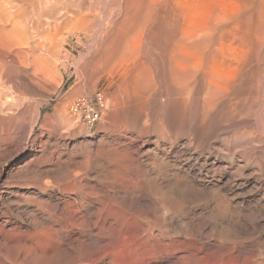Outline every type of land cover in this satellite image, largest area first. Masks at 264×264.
Instances as JSON below:
<instances>
[{
  "label": "rangeland",
  "instance_id": "374dc122",
  "mask_svg": "<svg viewBox=\"0 0 264 264\" xmlns=\"http://www.w3.org/2000/svg\"><path fill=\"white\" fill-rule=\"evenodd\" d=\"M0 1V264H264V0H43L38 34ZM98 91L89 130L70 107ZM209 146L246 169L193 164Z\"/></svg>",
  "mask_w": 264,
  "mask_h": 264
},
{
  "label": "bare ground",
  "instance_id": "6f19581e",
  "mask_svg": "<svg viewBox=\"0 0 264 264\" xmlns=\"http://www.w3.org/2000/svg\"><path fill=\"white\" fill-rule=\"evenodd\" d=\"M2 1H4V0H2ZM14 1L15 0H13V3H14ZM49 1V0H48ZM57 1H59V0H57ZM8 2V1H7ZM16 2H17V0H16ZM18 2H21V5H20V3L18 4L21 8H23L24 10H25V8H26V6L28 5L29 6V8L30 9H32V11L33 12H36V14H34L33 12V14L34 15H37V20H34L35 18H34V15H33V17L32 18H34L33 20H28L29 21V24L31 23L33 26H31V27H29L28 25V27H29V29L31 28H33V29H35V30H37V34H38V28H39V26H40V24L42 25L43 23H45V22H43V23H40V21L38 20L39 18H38V16H40L42 13V11H43V13H44V10H45V12H46V10L49 8V7H47V5H48V2H46V1H43V0H18ZM45 2L47 3L46 4V6L44 5L43 6V4H45ZM54 2L55 1H52L51 0V2L50 3H53L54 4ZM69 2V1H68ZM67 2V3H68ZM0 3H1V1H0ZM3 3V2H2ZM10 3H11V0H10ZM57 3V2H56ZM62 3V2H61ZM4 4L5 3H3L2 5L4 6ZM9 4V3H8ZM16 4V3H15ZM22 4H24V5H22ZM25 4H27L26 6H25ZM1 5V6H2ZM11 5H13L12 3H11ZM18 5H17V7H18ZM50 5V7H51V4H49ZM48 5V6H49ZM57 5V4H56ZM66 5V4H65ZM67 5H69V4H67ZM1 6H0V8H1ZM7 6V5H6ZM10 6V5H9ZM27 6V7H28ZM53 6V5H52ZM63 6V5H62ZM70 6V5H69ZM68 6V9L70 8ZM8 7V6H7ZM11 7H15V5H13V6H11ZM20 7H19V9H20ZM25 7V8H24ZM55 7V5L53 6V8L52 9H55L54 8ZM58 7V6H57ZM72 7V6H71ZM79 8H80V5L78 6ZM77 7V8H78ZM82 7V6H81ZM5 8V7H4ZM4 8H2V9H4ZM10 8V7H9ZM8 8V9H9ZM58 8H60L61 9V7L59 6ZM58 8H56V9H58ZM64 8V7H63ZM62 8V9H63ZM67 8V7H66ZM66 8H64L65 10H66ZM73 8V7H72ZM83 8H84V6H83ZM6 9L7 8H5V10H2V12H4V11H6ZM11 9V8H10ZM15 9H16V7H15ZM51 9V8H50ZM51 9V10H52ZM55 9V10H56ZM59 9V10H60ZM67 9V11L65 12V13H62V12H60V13H58L59 12V10H56V11H58V12H56V14L57 15H59V17H58V19H57V17H56V23H58L59 21H61V22H65V23H70L71 21H75V19L76 18H78L79 19V17H80V14H78V12H80V10L78 11H76L77 13H71V12H69V10L71 11V8L68 10ZM75 9V8H74ZM85 9V8H84ZM12 10H14V9H12ZM11 10V12L13 13V11ZM21 10V9H20ZM23 10V11H24ZM49 10V9H48ZM47 10V11H48ZM64 10V11H65ZM83 10V9H82ZM10 11V10H9ZM15 11V10H14ZM23 11H21V12H23ZM27 11V10H26ZM28 11H29V9H28ZM54 11V10H53ZM52 11V12H53ZM2 12H1V14H2ZM16 12H17V9H16ZM18 12H20V11H18ZM25 12V11H24ZM49 13H51V11H48ZM47 12V13H48ZM8 13V12H7ZM15 13V12H14ZM13 13V14H14ZM31 13V12H30ZM32 13L31 14H29L30 16L32 15ZM46 13V14H47ZM4 14V13H3ZM12 14V16H15V14L13 15ZM17 15H18V13H16ZM22 14H26V13H22ZM55 14V13H54ZM53 14V15H54ZM81 14H82V12H81ZM10 15V14H9ZM19 15H20V13H19ZM18 15V16H19ZM45 15V14H44ZM49 15V14H48ZM84 15V14H83ZM4 16V15H3ZM6 16H8V15H6ZM12 16H11V19L9 18V20H12V19H14V18H12ZM22 16V15H21ZM20 16V17H21ZM25 16H27V15H25ZM24 16V17H25ZM19 17V18H20ZM43 16H41V18H42ZM47 17V16H46ZM85 17V16H84ZM7 18V19H8ZM18 18V17H17ZM18 18V19H19ZM29 19L31 18V17H28ZM47 18H49V17H47ZM51 18V17H50ZM81 18H83V16H81ZM18 19H14L15 21L16 20H18ZM20 19H22V18H20ZM24 19H26V18H24ZM8 20V21H9ZM41 20V19H40ZM44 20V19H43ZM45 20H46V18H45ZM51 20V19H50ZM81 20V19H80ZM13 21V20H12ZM15 21H13V22H15ZM20 21V20H19ZM52 21H54V19H52ZM73 21V22H74ZM12 22V23H13ZM21 22H22V20H21ZM21 22H20V24H21ZM42 22V21H41ZM46 22H49L48 20H46ZM9 23V22H8ZM12 23H11V26H12ZM28 24V22L27 21H24V24ZM52 23V22H51ZM51 23L50 24H48V26L49 25H51ZM55 23V24H56ZM4 24H6V23H4ZM15 24H18L17 22L15 23ZM24 24H21V25H23L24 26ZM53 24V23H52ZM54 24V25H55ZM60 24V23H59ZM59 24H56L57 26L59 25ZM7 25V24H6ZM46 25V24H45ZM13 26H16V25H13ZM19 25H17V27H18ZM26 25H25V28L27 27ZM47 26V25H46ZM52 26V25H51ZM51 26H49V27H51ZM56 26V27H57ZM28 27L26 28V29H28ZM19 28V27H18ZM21 28H23V27H21ZM40 28H42V26L40 27ZM44 28H46L45 26H44ZM48 28V27H47ZM55 28V27H54ZM31 29H30V31H31ZM43 29V28H42ZM49 29V28H48ZM53 28H51V30H52ZM15 30V29H14ZM22 30H24V28L22 29ZM21 30V31H22ZM45 30V29H44ZM43 30V31H44ZM19 33H21L20 32V28H19ZM28 30H26V31H24V32H26V33H28V35L30 34V36H31V32L33 31H31L30 33L29 32H27ZM49 31V30H48ZM44 32H47V31H44ZM25 33V34H26ZM22 34V33H21ZM24 34V33H23ZM23 34H22V36H23ZM24 34V36L26 37V35ZM36 34V35H37ZM27 35V39L28 40H30L31 38H30V36H28ZM34 35V34H33ZM41 35H42V32H41ZM45 35V34H44ZM38 37H39V35H37ZM37 36H35L34 38H36ZM42 36H40L39 38H41ZM30 38V39H29ZM33 38V37H32ZM26 39V38H25ZM32 41H33V39H31ZM38 40V39H37ZM44 40V39H43ZM42 40V41H43ZM34 41H36V39L34 40ZM39 42H40V40H38ZM41 41V42H42ZM39 42L37 43V44H39ZM33 43V42H32ZM35 44H36V42H34ZM33 43V44H34ZM43 43V42H42ZM37 44H36V46H37ZM32 45V44H31ZM41 46V45H40ZM30 47V46H29ZM33 47H35V46H31V48H33ZM125 47V46H124ZM36 49H38V48H36ZM1 50V49H0ZM35 50V49H34ZM125 50V49H124ZM4 52V51H3ZM127 52V51H126ZM6 52H4L3 54H5ZM7 54V53H6ZM8 55V54H7ZM2 56V55H1ZM5 56V55H4ZM5 58H8L7 56L6 57H4L3 59H1L0 58V61H1V64L2 63H6L7 62V59H6V62H5ZM12 60H14V59H12ZM10 61L11 60H9L8 62L10 63ZM9 63H8V66H9ZM199 63V62H198ZM198 63H196V65L198 64ZM0 64V65H1ZM179 64V63H178ZM177 64V65H178ZM7 65V64H6ZM2 66V65H1ZM7 66V67H8ZM184 66V65H183ZM193 66V65H192ZM2 68H4V67H2ZM181 68V67H180ZM185 68H186V66H185ZM5 69V68H4ZM183 69H184V67H183ZM3 70V69H2ZM1 71V70H0ZM3 73V72H2ZM4 73H5V71H4ZM209 74V73H208ZM187 75V74H186ZM182 76V75H181ZM183 76H184V74H183ZM188 76V75H187ZM187 76H184V78L185 77H187ZM195 76V75H194ZM189 77V76H188ZM190 77H191V75H190ZM181 78V77H180ZM179 78V79H180ZM194 78V77H193ZM179 79L177 78V81H179ZM192 79V78H191ZM218 79V78H217ZM181 81H183V80H180L179 81V83L180 84H182L181 83ZM184 81H189V80H187V78L184 80ZM183 81V82H184ZM191 81V80H190ZM189 81V82H190ZM178 83V82H177ZM191 83V82H190ZM184 84V83H183ZM186 84V83H185ZM177 85H179V84H177ZM187 85H189L190 86V84L188 83ZM192 85V84H191ZM182 86H184V85H181V87L180 88H182V90L184 89ZM187 88H188V86H186ZM179 88V89H180ZM186 88V89H187ZM189 88H191V87H189ZM193 88V87H192ZM208 88V87H207ZM207 88H205V89H207ZM210 89H212V87L209 85V90ZM215 89H217V88H215ZM190 90V89H189ZM208 90V89H207ZM213 90H214V87H213ZM218 90V89H217ZM210 91L209 93H207V92H205V93H207L208 94V96L210 95V97H209V101H208V103H212L213 102V104H214V102L216 103V102H218V100L217 101H215L216 100V98H217V94H220V93H218V92H220L219 90L218 91ZM181 91V90H180ZM179 91V92H180ZM186 91V90H185ZM192 91V90H191ZM190 91V92H191ZM182 92H184V91H182ZM182 92H180V93H182ZM187 93V92H186ZM169 94V93H168ZM185 94V93H184ZM222 94H220V96H221ZM219 97V96H218ZM206 98L208 99V97L206 96ZM222 98V97H221ZM219 99V98H218ZM219 100H221V99H219ZM206 102H207V100H206ZM207 103V104H208ZM218 103H220V101L218 102ZM206 104V105H207ZM212 104V106H217L216 104H214L213 105ZM106 105H107V103H106ZM211 105V104H210ZM209 104H208V106H210ZM212 106H210L211 107V109H212ZM206 107V108H205ZM204 107V109H207V106H205ZM209 110L208 112H210V111H212V110H214V108L212 109V110ZM205 112H207V110L205 111ZM213 112H211V114H212ZM208 113H206V115H207ZM249 115V114H248ZM250 116V115H249ZM251 118V117H250ZM228 119H229V115H228ZM75 121V120H74ZM222 124V123H221ZM228 124V123H227ZM223 129V128H222ZM224 130H225V128H224ZM232 131V130H231ZM253 133V132H252ZM251 132H250V134H252ZM248 135V134H247ZM246 135V136H247ZM243 136V135H242ZM215 138V137H214ZM243 138V137H242ZM210 139V138H209ZM244 139V138H243ZM233 140H234V138H233ZM208 141H210V140H208ZM214 141H215V139H214ZM211 143H212V141H211ZM240 143V142H239ZM208 144V143H207ZM209 144H210V142H209ZM213 145V144H212ZM206 149V148H205ZM208 150V151H207ZM207 152H208V154H207V156L206 155H196V157H192V160H193V164L195 163V164H197V165H200V167H202V168H205V170H207V171H210V172H212V174H213V172H220V171H226V170H233V166H234V163L235 162H231V163H228L227 161H226V158L224 157L223 158V156H224V153H223V151L222 150H219V149H216V148H212V147H208L207 148ZM206 152V153H207ZM203 154H205V153H203ZM225 154H226V152H225ZM203 157V158H202ZM187 158V157H186ZM233 158H234V156H233ZM230 159H232V158H230ZM185 160V159H184ZM189 160V159H188ZM232 161V160H231ZM235 161V160H234ZM238 163V162H237ZM190 164V163H189ZM197 167V166H196ZM245 167V166H244ZM237 168V170H241L242 172L246 169V168H242V166H237L236 167ZM235 168V169H236ZM234 169V170H235ZM249 169V168H248ZM233 170V171H234ZM236 171V170H235ZM253 172V171H252ZM231 173H234V175H236V173H238V172H231ZM240 173V172H239ZM256 173V172H255ZM255 173H252L251 175H255ZM215 174V173H214ZM228 174V173H227ZM241 174V173H240ZM245 174V173H244ZM243 174V175H244ZM250 174V173H249ZM239 175V174H238ZM251 175H244V176H246L245 178H244V180H240V181H238V183H236L237 184V186L236 187H239V188H243V187H245L246 185H250V184H252V185H254V186H256L257 185V183L255 182V180L253 179V178H251V177H254V175L253 176H251ZM241 177H242V175H240ZM256 176H258V175H256ZM232 177V176H231ZM233 178H235V177H233ZM239 178V177H238ZM243 178V177H242ZM236 179V178H235ZM256 179V178H255ZM260 179V178H259ZM256 181H260V180H256ZM142 183H144V182H142ZM213 183V182H212ZM233 185V184H232ZM205 186H206V184H205ZM253 186V187H254ZM258 187V186H257ZM261 187V186H260ZM252 188V187H251ZM247 189V188H246ZM128 194H131V193H128ZM236 194V193H235ZM234 194V195H235ZM238 194V193H237ZM133 196V195H132ZM236 196V195H235ZM129 198H131L130 196H129ZM134 197H132V199H133ZM136 198V197H135ZM131 199V200H132ZM220 199V198H219ZM130 200V199H129ZM129 200H128V203H129ZM133 201L135 202L136 200L135 199H133ZM132 201V202H133ZM127 202V201H126ZM126 202H125V204H126ZM129 204H131V202L129 203ZM128 204V205H129ZM128 205H126L125 207L123 206V208H122V210H124V212L123 213H125L126 215H130V217H129V219L127 218V219H124L123 220V222H121V226H120V230L123 232V233H125V234H139V233H141V232H143V231H147V230H149V229H151L152 227H151V222L150 221H148V220H145V222H142V221H139L138 220V218L137 217H135V214L133 213V211L131 210V208L128 206ZM90 219H91V223H92V225H93V229H95V230H97L98 232H99V234H102V233H104V231H105V229H106V227H104V225H105V223H107V220L105 219V218H103V217H99V216H96V215H92L91 217H90ZM122 233V234H123ZM124 234V235H125ZM170 256H167V255H165V256H162L160 259H157V263L158 264H164V263H166V262H168V261H170Z\"/></svg>",
  "mask_w": 264,
  "mask_h": 264
},
{
  "label": "built area",
  "instance_id": "2783aa9c",
  "mask_svg": "<svg viewBox=\"0 0 264 264\" xmlns=\"http://www.w3.org/2000/svg\"><path fill=\"white\" fill-rule=\"evenodd\" d=\"M106 110V97L102 91L93 95L79 96L70 107V114L75 122L92 130L102 119Z\"/></svg>",
  "mask_w": 264,
  "mask_h": 264
}]
</instances>
